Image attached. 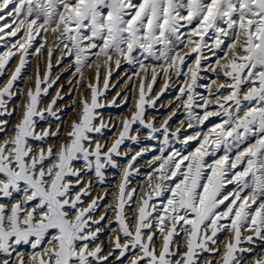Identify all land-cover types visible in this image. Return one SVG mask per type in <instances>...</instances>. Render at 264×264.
I'll return each mask as SVG.
<instances>
[{
  "label": "snow or ice",
  "instance_id": "6c2138e0",
  "mask_svg": "<svg viewBox=\"0 0 264 264\" xmlns=\"http://www.w3.org/2000/svg\"><path fill=\"white\" fill-rule=\"evenodd\" d=\"M0 49V264H264V0H0Z\"/></svg>",
  "mask_w": 264,
  "mask_h": 264
},
{
  "label": "rangeland",
  "instance_id": "374dc122",
  "mask_svg": "<svg viewBox=\"0 0 264 264\" xmlns=\"http://www.w3.org/2000/svg\"><path fill=\"white\" fill-rule=\"evenodd\" d=\"M37 39H39V38H37ZM2 50H3V49H0V51H2ZM65 63H67V61H65ZM32 67H33V66H31V64L28 66L26 72L24 73L26 76L28 75L29 72H31V71L33 70ZM42 67H43V65H42ZM123 67H124V68H123ZM58 70H59V68H55V67H54V69H53L54 74L59 73L60 71H58ZM122 71L129 72V73H130L131 69L129 68L128 65L124 64V65H122V67H121L120 69H118V70H114L113 77H112V81H113V79H115L117 76H119V74H120ZM69 76H71V72H65V73H63V74L61 75V79H60L59 82H61L62 80L67 79V77H69ZM4 79H5L4 77H0V82H2ZM160 81H161V80H160ZM160 81H158V83L154 86V91H158V90H159V88L157 89V86H158V84H159ZM59 82H58V83H59ZM122 83H123V81H121V84H122ZM22 84H23V81L18 82V86H19V87H22ZM55 90H56V86H54L53 89L50 90V93H51V91H52V94H54ZM171 91H172V92H171ZM201 91H203V90L201 89ZM114 92H115V89H113L112 92L108 93V95L111 96V95H113L112 93H114ZM173 92H174V93H173ZM175 92H176V88H175V87L170 88L169 91H168L167 93H165V95L161 98V102H165V101H168L169 99H172V98L174 97V95H175ZM68 98H69V97L65 96L64 101H61L60 103L62 104V103H64V102H66V99H68ZM18 100H19V99L16 98V101H14V102H18ZM68 101H70V98H69ZM125 110H126V108H123V109H120V108H109V109H106L105 112H106V114L110 112V113H112L113 115H119V114L123 113ZM149 113H150V114H155V113H153L152 110H149ZM166 114H167V109H162V110H160V113L158 114V117L162 119L163 116L166 115ZM179 118H183V117L181 116V117H179ZM176 119H177V118H174V120L172 121L173 128L176 126ZM189 131H191V130H189ZM149 144H151V145H157V146H158V141H147V140H142V142H141L140 144H131L130 142H126L125 146H123V147L126 149L127 147L131 146L134 150H139L140 147H143V146H145V145H149ZM176 146H177V147H180V145H176ZM150 156H151V153L148 154L144 159H148V158H150ZM120 162H121V164L126 163V161L123 160V159H121ZM139 166L141 167V171H142V173L148 170V169L144 166V161H143V159L139 161ZM107 176H108V181H107V183H106L104 186H102V187H103V188L110 189L111 186H109V183H116V182L118 181L117 179L119 178V173H118L117 170L109 169L108 172H107ZM113 178H114V179H113ZM140 179H142V177H136V178H134L133 181H132V186H133V184H135L134 186H136V185H137V182H138ZM96 188H97V190H99V191L101 190V186H99V185H97ZM114 190H115V189H114ZM110 200H111V199L106 198V201H105V202H108V201H110ZM105 234L107 235V233H105Z\"/></svg>",
  "mask_w": 264,
  "mask_h": 264
},
{
  "label": "bare ground",
  "instance_id": "6f19581e",
  "mask_svg": "<svg viewBox=\"0 0 264 264\" xmlns=\"http://www.w3.org/2000/svg\"><path fill=\"white\" fill-rule=\"evenodd\" d=\"M57 55H58V53H57ZM34 65H35V58H33L32 59V62H31V66H33L32 68H33V70H34ZM42 66V65H41ZM124 68V67H123ZM33 70L31 71V72H29L28 73V75H32V73H33ZM58 71H60V69L58 70ZM54 72V71H53ZM125 73V71H122L120 74H119V76H117L115 79H113V82L115 83L118 79H119V77L120 76H122L123 74ZM71 78V76H69V77H67V79H65V80H62L61 82H59V84H63L64 85V91L65 92H67V89H68V84H67V81H68V79H70ZM162 83H163V81L161 80L160 82H159V84H158V86H157V89L158 88H160V86L162 85ZM22 87H25V84L23 83L22 84ZM117 89H115V91H116ZM172 92V91H171ZM51 93H52V91H51ZM174 93V92H173ZM112 94H114V93H112ZM67 96V95H66ZM68 97V96H67ZM70 98V97H69ZM69 98L68 99H66V102H64V103H62V104H65V103H68L69 101ZM19 99V98H18ZM169 100H171V99H169ZM168 100V101H169ZM165 102H167V101H165ZM127 112V108H126V110L123 112V113H126ZM114 179V178H113ZM117 180H119V178L117 179ZM117 183V182H116ZM116 183H109V186H111V188L109 189V191H114V189H115V186H116ZM135 184H133V186H134ZM99 193H101V190L99 191V190H97V188H96V190H95V192L93 193L94 195L95 194H99ZM107 198H109V199H111V196H108ZM111 201V200H110ZM109 202V201H108ZM106 234H104V235H102L101 236V239L102 240H105L106 239Z\"/></svg>",
  "mask_w": 264,
  "mask_h": 264
}]
</instances>
